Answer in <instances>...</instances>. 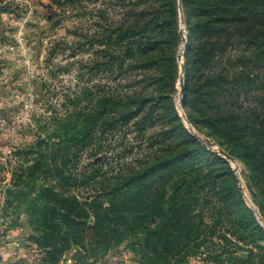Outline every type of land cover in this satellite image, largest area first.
<instances>
[{"label":"rangeland","instance_id":"obj_1","mask_svg":"<svg viewBox=\"0 0 264 264\" xmlns=\"http://www.w3.org/2000/svg\"><path fill=\"white\" fill-rule=\"evenodd\" d=\"M173 1L177 8V27L185 38L181 37L176 47L178 73L175 92L169 95L170 106L174 107L184 127L208 151L226 159L218 151L222 149L220 145L208 136L206 130H200L207 128L191 124L190 115L183 106L180 80L183 78L185 85L189 34L182 0ZM155 3V0H0V5L10 9L0 15V264H157L160 260L157 254L161 252L166 255V260H161L164 264H234L232 255L247 258L252 252L255 264H263L259 263L256 246L240 239V235L235 233L233 222L236 224L240 218L236 214L239 206L251 210L264 231L263 203L256 189L250 188L248 171L235 159L234 163L226 160L236 177L234 187L238 189L240 199L231 196V184L225 185L223 196L207 194L205 189L199 192V186L205 185L203 174L207 168L200 163L186 166L187 170L191 169L189 167L203 169L194 176L198 180L196 188L189 190L188 187L192 186L189 182L181 195H185L186 199H197L201 215L193 223L201 225L206 233L194 242L198 244L188 249H185L186 242L182 239L179 248L183 250L180 253L173 251V247L179 245L175 239H171L175 241L171 252L162 251L158 236L154 240L156 250L144 262L140 246L131 241H124L119 246H112L106 253L98 251L97 254L91 251L90 243H86L89 253L80 254L75 251L79 249L75 242H70V249L59 253L54 251L51 240L47 243L43 240L48 231L43 219L45 214H48L47 219L50 218L52 207L59 208L64 203L68 204L62 201L91 194L94 182L98 187L104 179L120 177L127 166L138 165L152 151L141 140L132 123L130 128L117 126L104 137L98 135L99 141L93 147L100 149L98 154L95 156L91 147L86 148L78 158L66 160L65 170L60 158L63 151L56 161L51 155L56 150L53 144L62 139L68 125H71L69 129H86V115L94 113L103 100L113 97L118 101L119 97L135 90L132 87L135 78L126 68L120 70L116 61L114 65H109V61L122 56L127 47L124 44L115 45L111 36L119 35L121 29L125 31L135 26L142 10H146L144 21L150 25L155 16ZM244 47H238L237 56L242 54ZM259 50L262 49L246 52L251 57L244 73L250 76L251 81H247L249 87L241 96L239 104L242 106H235L236 112L242 107H263L259 97L263 92L264 61L256 62L260 57L257 56ZM110 68H113L112 71ZM236 72H241V69ZM138 79L143 80L142 76ZM151 83L149 79L147 85ZM120 109L118 105L113 113L109 108L106 118L117 116ZM189 112L198 114L193 107ZM199 117L198 114L196 119ZM98 121L97 127L90 126L89 129H108L102 126L104 119ZM160 129L169 127L160 122L154 129H147L146 137ZM181 138L176 136L172 139L180 141ZM46 141L47 145H41ZM209 141L215 142L216 147L211 149ZM159 145L156 143L154 147ZM42 155L45 157L42 158ZM40 159L46 164L43 161L40 163ZM61 168L64 174L59 173ZM98 170L99 175L94 181H85V177ZM67 176L71 177L69 185L62 180ZM183 177V174L177 175L173 180L182 181ZM191 177L188 175L186 179L193 181ZM42 187L52 193L42 191ZM172 189L173 182H170L166 188L168 195L161 200L166 206L171 202ZM35 198L49 200L51 207L44 208L39 203L38 208L30 211V202ZM65 212L64 208L62 213ZM162 226L163 221L158 216L154 222L158 233ZM73 230V226L65 225L56 231V246L62 248L64 241L73 236ZM142 237L138 242L141 243ZM21 240L24 247L20 245ZM86 248L83 250L86 251Z\"/></svg>","mask_w":264,"mask_h":264},{"label":"trees","instance_id":"obj_2","mask_svg":"<svg viewBox=\"0 0 264 264\" xmlns=\"http://www.w3.org/2000/svg\"><path fill=\"white\" fill-rule=\"evenodd\" d=\"M155 2V16L150 25L144 21L146 10H142L139 23L125 31L121 29L119 35L117 33L111 36L115 45L124 44L127 47L122 56L109 61V65H114L116 61L120 70L126 68L135 78L132 81L135 90L119 97L118 101L113 97L103 100L94 113L86 115V129H69L71 125H68L62 139L53 144L56 150L51 155H54L56 161L61 156V150L63 151L60 158L64 169L67 159L78 158L86 148L91 147L96 156L100 149L93 147L99 141L98 135L104 137L117 126L130 128L132 123L134 129L139 131L141 140L152 151L138 165L127 166L120 177L104 179L98 187L94 182L91 194L75 196L73 200L62 201L68 204L64 203L59 208L52 207L49 219L48 214H45L43 225L48 231L43 240L46 243L51 240L55 252L67 251L70 249V242H75L79 248L75 250L77 253H89L86 243H90L91 251H96V254L98 251L106 253L112 246L114 248L124 241H131L140 246L139 252L144 262L156 250V236L160 238L162 251L171 252V247L177 241L179 245L174 246L173 251L182 252L183 249L179 248L182 239L186 242L185 249L198 244L194 242L206 231L202 230L201 225L193 223L201 215L197 199L190 200L181 195L184 192L182 189L186 190L187 183H192L189 190H194L198 184L194 176L203 169L189 167L191 169L187 170L186 167L194 163L207 168L203 174L206 182L204 186H199V192L205 189L207 194L217 193L223 196L225 185L231 184V196L240 199L238 189L234 187L237 180L229 162L217 153L208 151L184 127L174 107L170 106L169 95L175 92L178 73L176 47L182 35L177 27L175 2ZM182 6L189 34L183 92V106L190 115L188 119L194 127L203 125L207 128L200 130H206L208 136L230 157L244 165L248 171L250 188L256 189L264 207V84L259 97L263 107H242L238 112L234 110L235 106H242L239 104L241 96L249 87L247 81L250 76L245 75L244 71L251 56L246 52L249 49H262L257 53L260 57L256 62L264 61V0H182ZM7 10L10 9L0 5V15ZM240 46L245 47L242 54L237 56ZM237 67L241 72H236ZM110 69L112 71L113 68ZM138 73L142 76V81L138 79ZM149 79L152 83L147 85ZM118 105L121 108L119 114L106 118L109 108L113 112ZM192 107L197 110L200 116L198 119V114L189 112ZM101 118L104 119L102 126L108 129H89L90 126L97 127ZM160 122L169 129H160L147 138V129H154ZM176 136H181V140L172 139ZM156 143L160 144L157 148L154 147ZM44 144L47 145V141L41 145ZM177 146L181 151L176 149ZM43 157L45 156L42 155ZM41 161L43 160L40 159V163ZM46 161L43 162L46 164ZM48 167L50 172L51 167ZM62 168L58 169L60 174H64L65 169ZM59 173L58 176H61ZM182 174V181L173 180L175 176ZM98 175L99 170L85 177V181H94ZM188 175L192 176L193 181L186 179ZM62 180L69 185L71 177L67 176ZM170 182H173L172 196L171 202L166 206L161 200L168 195L166 188ZM41 189L49 191L44 187ZM158 200L160 203L157 204ZM31 203L30 211L38 208L39 203L44 208L51 207L49 200L42 201L40 198L32 199ZM64 208L66 212L62 213ZM236 214L240 218L236 224L233 222L236 226L235 233L240 235V239L248 240L256 246L259 263L264 264L262 227L254 219L251 210L239 206ZM158 216L163 221L160 233L154 227ZM65 225L74 227L73 236L65 240L64 246L60 248L56 246L54 236ZM140 236L146 237L145 246L138 242ZM83 248L87 250L84 251ZM251 254L253 252L247 258L232 255V262L255 264ZM157 257L160 258L157 264H164V252L157 254ZM220 260L225 262L221 258Z\"/></svg>","mask_w":264,"mask_h":264},{"label":"water","instance_id":"obj_3","mask_svg":"<svg viewBox=\"0 0 264 264\" xmlns=\"http://www.w3.org/2000/svg\"><path fill=\"white\" fill-rule=\"evenodd\" d=\"M181 35H182L183 38H185L182 31H181ZM180 85H181V92H180V94L182 95V93H183V87H184V80H183V78H181V80H180ZM208 145H209V147L211 149L214 148V147H216V143L215 142L209 141L208 142ZM218 151H219L220 154L224 155V157L227 160H229L230 162L234 163V161H235L234 158L230 157L223 149H218ZM145 240H146V237L143 236L142 239H141V243H142L143 246L145 244ZM20 245L24 247V241L23 240H21Z\"/></svg>","mask_w":264,"mask_h":264}]
</instances>
